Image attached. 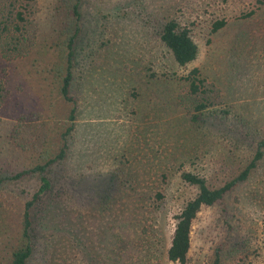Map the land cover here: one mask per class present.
<instances>
[{
	"label": "rangeland",
	"instance_id": "374dc122",
	"mask_svg": "<svg viewBox=\"0 0 264 264\" xmlns=\"http://www.w3.org/2000/svg\"><path fill=\"white\" fill-rule=\"evenodd\" d=\"M18 1L0 0V31L9 11L16 19ZM55 1L22 0L33 9L27 14L29 38L21 34L18 44L1 36L0 176L53 157L72 122V104L60 94L65 63L57 42L65 36L52 22ZM82 11L73 87L77 129L68 158L54 167L65 206H53L41 219L32 264H91V258L108 264H179L166 253L174 215L196 193L182 181L181 171L201 172L221 184L239 174L264 137V4L84 0ZM169 18L188 24L199 45L198 58L187 66H180L157 36ZM221 18H227L226 26L212 32ZM194 67L206 80V92L198 96L189 92L185 79ZM202 99L231 110L223 118L207 111L203 139L191 133L189 123L193 105ZM118 172L141 180L138 190L154 189H145L148 179L163 185V207L137 215L133 192L124 190L107 212L94 208L91 213L100 201L99 184L105 187L102 181ZM164 174L167 180L160 183ZM35 184L25 180L0 189V264L8 260L19 210ZM263 223L264 162L222 201L199 213L188 264H211L217 253L221 264H264ZM247 247L252 249L248 256Z\"/></svg>",
	"mask_w": 264,
	"mask_h": 264
},
{
	"label": "trees",
	"instance_id": "16d2710c",
	"mask_svg": "<svg viewBox=\"0 0 264 264\" xmlns=\"http://www.w3.org/2000/svg\"><path fill=\"white\" fill-rule=\"evenodd\" d=\"M54 12L51 18L53 25L59 29V34L65 36L63 40L57 42L58 46H62L60 57L64 58L65 69L60 84V94L63 99L72 104L70 112L71 124L66 128L65 132L61 134L62 146L53 157L44 156L43 160L36 163L34 166L25 168L16 174L0 176V189H4L18 181L31 180L35 181V189L30 198H26L20 208V224L16 231L15 242L10 245L9 256L6 264H32L33 259L39 250V233L37 231L40 227L41 219L47 216L50 209L55 207L63 208L65 204L62 203L61 193H65L64 187L57 188L56 172L54 167L62 164L69 156L74 133L77 129L76 118L78 111V98L73 93L75 73L74 67L77 63L79 53L77 51V43L84 28L83 25V11L82 7L84 0H56ZM260 4H264V0H259ZM20 8L16 11V19H13L14 11H9L2 21L3 27L0 31L1 36L5 35L7 38L13 39L14 43L19 44L20 36L22 39L29 38L28 31L30 27V19L27 14L32 13V8L27 3L18 1ZM13 8H16L14 2L11 3ZM255 12L243 13V16H251ZM227 18L217 19L212 25V32L226 26ZM25 32H24V31ZM57 35V33H56ZM157 36L159 40L170 50L175 61L180 66H187L194 62L199 55V45L192 35L191 27L188 24L182 23L177 18H169L164 20L158 30ZM61 38V37H60ZM62 44V45H61ZM66 46V47H65ZM16 48V46H15ZM1 49V48H0ZM18 49V48H17ZM14 50V49H13ZM188 82V90L191 94L198 96L206 92L205 78L202 77L200 68L194 67L185 76ZM3 87L0 83V97L3 93ZM207 111L217 113L219 116L227 117L231 113L230 109L215 107V104L208 99L197 100L193 105V112L189 116L192 132L196 135L200 134V138H205L208 135V127H206V113ZM222 117V118H223ZM199 138V135H198ZM240 140H238L239 142ZM264 162V137L262 136L252 151V156L249 158L247 164L240 170L239 174L225 179L221 184H214L210 179L201 172H195L190 169H183L180 173L182 181L188 185L196 188L194 196L184 200L179 211L174 215L175 224L170 238V244L167 249V259L171 262L179 264H188L189 253L192 248V230L194 222L199 213L206 207H211L222 201L225 196L233 191L239 184L248 180V178L255 172L260 164ZM167 180L164 174V179L160 183ZM104 186L99 184L100 201L98 207L91 208L93 213L94 208L107 212L112 208L115 202H118L124 197V190L133 192V210L138 215H143L149 211L156 212L163 207L166 199V192L163 185L155 183L154 179H148L144 187L154 189L138 190L135 187L141 185V180L138 178H127L123 176L122 172L113 173L106 178V184L102 181ZM38 184V185H37ZM156 184V185H154ZM152 185V186H151ZM104 189V190H102ZM109 189V191H108ZM107 190V191H105ZM62 193V194H63ZM102 193L106 197L102 198ZM146 212V213H144ZM47 221V220H46ZM141 223V222H139ZM264 235V223L263 231ZM119 248L124 250L126 243L122 238ZM264 251V240L261 245ZM116 250H114L115 252ZM252 253L251 247H247L245 255ZM247 258V257H245ZM93 259L91 264H108L102 258ZM56 262L53 259V263ZM211 264H221L220 254L217 253ZM244 264V263H240Z\"/></svg>",
	"mask_w": 264,
	"mask_h": 264
}]
</instances>
